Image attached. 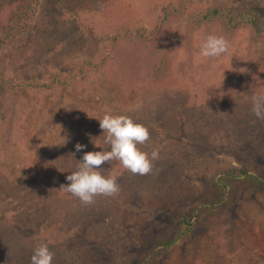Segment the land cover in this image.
I'll list each match as a JSON object with an SVG mask.
<instances>
[{
  "label": "rangeland",
  "instance_id": "rangeland-1",
  "mask_svg": "<svg viewBox=\"0 0 264 264\" xmlns=\"http://www.w3.org/2000/svg\"><path fill=\"white\" fill-rule=\"evenodd\" d=\"M32 1L40 28H55L48 35L26 26L12 44L0 43V83L66 85H0V264H31L39 244L54 254L52 264H264V184L229 196L207 223L194 214L222 172L264 175V120L252 111V97L264 95V32L249 26L228 36L219 23L192 29L184 16L155 43L124 37L155 29L170 3L251 7L264 29V0H64L67 12L58 0ZM210 35L228 42L225 53L200 54ZM130 49L138 60L124 84ZM106 114L146 127L150 139L137 147L158 159L143 176L117 160L101 165L119 194L84 205L60 188L86 152L110 150L99 125ZM77 143L86 147L76 152ZM185 218L193 227L163 247Z\"/></svg>",
  "mask_w": 264,
  "mask_h": 264
},
{
  "label": "trees",
  "instance_id": "trees-1",
  "mask_svg": "<svg viewBox=\"0 0 264 264\" xmlns=\"http://www.w3.org/2000/svg\"><path fill=\"white\" fill-rule=\"evenodd\" d=\"M32 2V0H0V43L2 46L12 44L15 36L24 32L26 30V26L30 25L33 31L37 30V32L42 34H51L52 29H54L55 26L51 25L50 27L48 25L45 29V23H43L40 28V22L37 24L38 13L36 10L32 9ZM58 2L64 12H67L64 0H58ZM161 7L162 18L159 25L155 29L150 30L145 26H140L135 30H127L124 37L133 41L137 39L145 44L149 42L155 43L159 37L165 38L164 28L171 20L179 19L184 16L187 17V23L192 29H198L205 25L219 23L228 36H232L239 30H243L249 26L258 31L264 32V29H260V25H258L261 19L257 10L251 7L234 10L227 6L213 5L207 9H197L195 11H189L184 7L173 5L171 3L168 5H161ZM30 21H32V24ZM53 35L55 36L57 33L55 32ZM30 36H32V31L28 37ZM117 37L122 39L123 35L114 36V39L117 40ZM7 40H9V42ZM105 40L106 42L109 41V39ZM130 50L132 52H130ZM130 50L125 51L123 61L125 67L124 72L119 74V79L121 78L120 80L123 81L124 84H128L131 77L134 78L133 71L135 68V62L138 60L136 52H133V49ZM87 64L88 66L92 65V63ZM99 67H101V65H96L95 68ZM0 85L3 89L13 92L25 88H32L35 90L40 88L53 90L55 86L65 87L66 84L64 80H53L50 84L42 85L33 82L18 85L6 81L1 82ZM123 91L125 94L128 89L123 87ZM132 91H135L134 88ZM228 112L230 113V111ZM238 115L240 114L238 113ZM234 116H237V114L231 115V117ZM227 122L229 121L227 120ZM12 125L13 124L8 127V134L12 133ZM228 125H225V127ZM214 183L215 188H212V190L209 189L206 193V203L204 205H200L194 211V214H196L198 220L202 223H207L213 214L218 213L219 208L228 205L229 196H231L233 200H236V198L240 197L239 193L247 187H256L260 184H264V175H256L246 169H235L233 171L222 172L220 177L215 179ZM191 227H193L191 218H185V224L179 229L175 239L169 241L167 245L164 244L162 246L167 249H171L174 246L173 244L177 242L180 234H184L185 231L188 232Z\"/></svg>",
  "mask_w": 264,
  "mask_h": 264
},
{
  "label": "clouds",
  "instance_id": "clouds-1",
  "mask_svg": "<svg viewBox=\"0 0 264 264\" xmlns=\"http://www.w3.org/2000/svg\"><path fill=\"white\" fill-rule=\"evenodd\" d=\"M228 42L223 37L210 35L201 45L203 57H216L225 53ZM254 115L264 120V95L252 97ZM223 115V114H222ZM100 128L105 136V143L110 145L109 151L86 152L78 162V170L66 177L69 183L61 185L60 190L71 193L82 204L94 203L97 196L113 197L119 194L120 188L114 177L105 178L97 170L101 165L112 160L119 161L133 175H148L153 171L152 161L158 159V152L148 153L139 150L137 145H143L150 139L146 127L135 123L125 115H104L99 120ZM86 146L77 143L76 152ZM54 254L46 244L37 245L31 256V264H52Z\"/></svg>",
  "mask_w": 264,
  "mask_h": 264
}]
</instances>
